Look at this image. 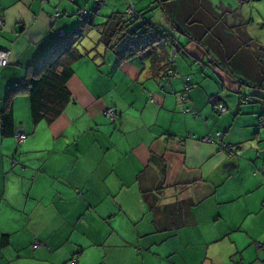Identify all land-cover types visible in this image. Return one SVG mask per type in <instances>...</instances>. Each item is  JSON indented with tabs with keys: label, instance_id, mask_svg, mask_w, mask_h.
<instances>
[{
	"label": "crops",
	"instance_id": "0c3cea01",
	"mask_svg": "<svg viewBox=\"0 0 264 264\" xmlns=\"http://www.w3.org/2000/svg\"><path fill=\"white\" fill-rule=\"evenodd\" d=\"M94 4L0 0V264H264V73L232 65L264 62V0H105L94 23L131 4L171 36L176 78L120 62L92 32L70 101L34 124L26 84ZM196 63L213 64L217 92L192 81ZM8 109L20 145L2 134ZM217 132L231 156L207 143Z\"/></svg>",
	"mask_w": 264,
	"mask_h": 264
},
{
	"label": "trees",
	"instance_id": "16d2710c",
	"mask_svg": "<svg viewBox=\"0 0 264 264\" xmlns=\"http://www.w3.org/2000/svg\"><path fill=\"white\" fill-rule=\"evenodd\" d=\"M104 1L97 3L95 0V7L87 11L86 16H80L81 11L79 12V17L81 18L79 25L67 34L62 35L60 42L42 57L39 62L40 67L26 84L31 117L34 124L40 122L53 123L70 101L67 82L74 73V63L88 56V51H82L85 49L83 42L91 40L90 34L92 32L98 35L96 44L102 45L104 51L108 50L120 62L128 61L138 56H145L151 58L150 62L153 67H164V63H166V69L162 76L174 64L171 62L174 50L179 56V48L174 44L171 36L160 27L143 19L144 15L141 16L131 4H128L122 13H113L105 17L102 23H94V17L99 14L98 6ZM131 6L134 14L129 15L126 10ZM57 13L58 15L55 18L60 16L59 11ZM94 50L96 49L94 48ZM159 87L163 90V86ZM13 91L17 90L12 88L10 93ZM253 98V96H249L251 101H254ZM215 106H217L215 114L221 115L222 113H219L218 109L221 105L215 104ZM1 120L4 137L15 136L16 138V135L21 133L17 132L14 134L13 120L9 109L2 114ZM220 136L222 138V133H220ZM18 144L20 145L21 143ZM146 170L142 171L141 174L147 175ZM160 176L162 180V173H160ZM156 184H158V188L152 193L157 197L164 186L162 181H157ZM72 264H75V262H72Z\"/></svg>",
	"mask_w": 264,
	"mask_h": 264
},
{
	"label": "rangeland",
	"instance_id": "374dc122",
	"mask_svg": "<svg viewBox=\"0 0 264 264\" xmlns=\"http://www.w3.org/2000/svg\"><path fill=\"white\" fill-rule=\"evenodd\" d=\"M224 57L222 54H220V60H223ZM237 60V59H236ZM236 60L232 62V65L239 68L242 71V74L247 77V79H250L252 81H256V78L254 75H252V72L256 71L259 72L258 74L264 73V62H257L256 60H252L251 57H244V63L243 64H237ZM195 62V61H194ZM197 65L193 66V71L190 73V77L193 82H196L198 79H202L204 77L203 82L205 85L208 86V88H213L216 90L220 89L222 87V80L217 76L213 74V64H208V63H196ZM224 65H228V63L224 60ZM238 69V71H239ZM205 75V76H203ZM231 78L234 79V76L232 74H227ZM200 76V77H198ZM237 80L239 83V79H234ZM232 80V81H234ZM215 90H212L214 92ZM211 91V90H210ZM227 99L231 101V103L235 102V97H232L231 94L225 93L223 95ZM254 101L256 102L255 98H253ZM251 101V100H250Z\"/></svg>",
	"mask_w": 264,
	"mask_h": 264
},
{
	"label": "built area",
	"instance_id": "2783aa9c",
	"mask_svg": "<svg viewBox=\"0 0 264 264\" xmlns=\"http://www.w3.org/2000/svg\"><path fill=\"white\" fill-rule=\"evenodd\" d=\"M101 1L102 0H96L97 3L101 2ZM57 11H58V9H57ZM57 11H56L55 16L58 15ZM126 13L129 14V15L130 14H134L133 7L132 6L129 7L126 10ZM86 15H87V13L85 11L80 13V16H86ZM176 58H177V53L174 50L173 56H172V59H171V62L174 63V64H172L171 68L163 76V79H166L167 82L169 81L170 78H175V76L177 74V72L175 70V60H176ZM8 63H9V52L7 50H4V49L0 48V67H5V66L8 65ZM185 81L188 82L189 81V77H187L185 79ZM187 87L188 86L186 85V92L188 90ZM183 98H184V95L182 96V99ZM218 109H219V113H224L225 112V109L223 107H219ZM104 115L109 117L112 121H114L116 119V114H115L114 110H112V109H109V110L105 111ZM16 138H17L18 143H22V142L25 141L26 136L23 133H19V134L16 135ZM220 138H221L220 133H217L215 136L208 137L206 141H207L208 144L217 145L219 143V141L221 140ZM220 145L221 146H219V149L224 154H226L227 156H231V154H232L231 153V148L225 143H221L220 142ZM36 246H38V244H36L35 247Z\"/></svg>",
	"mask_w": 264,
	"mask_h": 264
},
{
	"label": "water",
	"instance_id": "95a60500",
	"mask_svg": "<svg viewBox=\"0 0 264 264\" xmlns=\"http://www.w3.org/2000/svg\"><path fill=\"white\" fill-rule=\"evenodd\" d=\"M263 104H264V102H263Z\"/></svg>",
	"mask_w": 264,
	"mask_h": 264
}]
</instances>
